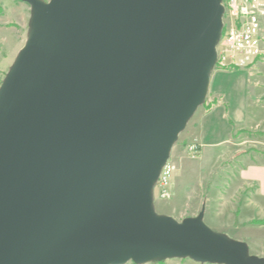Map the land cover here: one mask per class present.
<instances>
[{
    "label": "water",
    "instance_id": "95a60500",
    "mask_svg": "<svg viewBox=\"0 0 264 264\" xmlns=\"http://www.w3.org/2000/svg\"><path fill=\"white\" fill-rule=\"evenodd\" d=\"M28 38L0 86V264H264L155 209L209 95L224 0H20Z\"/></svg>",
    "mask_w": 264,
    "mask_h": 264
},
{
    "label": "rangeland",
    "instance_id": "374dc122",
    "mask_svg": "<svg viewBox=\"0 0 264 264\" xmlns=\"http://www.w3.org/2000/svg\"><path fill=\"white\" fill-rule=\"evenodd\" d=\"M30 19L31 7L28 4L20 0H0V86L27 41ZM236 70L216 69L213 75ZM222 82L231 89L237 79L232 84L225 80ZM262 102L257 101L264 104ZM208 103L209 97L172 150L170 160L178 167L172 182L173 196L170 200H161L157 190L154 191L156 212L181 222L198 216L204 208V221L213 231L247 243L251 255L264 258V218L260 219V211L248 206L253 193L239 179V172L244 166L257 161L264 163V113H258L257 119L250 120L246 129L239 131L236 114L232 113L233 109L229 110L228 120L234 126L230 133L231 144L216 149L206 147L204 154L191 159L186 146L194 142L192 129ZM149 264L198 263L190 259H171Z\"/></svg>",
    "mask_w": 264,
    "mask_h": 264
},
{
    "label": "crops",
    "instance_id": "0c3cea01",
    "mask_svg": "<svg viewBox=\"0 0 264 264\" xmlns=\"http://www.w3.org/2000/svg\"><path fill=\"white\" fill-rule=\"evenodd\" d=\"M221 79L231 84L236 79L237 82L230 89ZM227 87L235 93L228 91ZM263 90L264 62H258L249 69L212 75L208 107L198 117L191 133L193 141L202 146L201 153L206 147L216 149L231 144L230 133L234 126L228 120L229 110L233 109L232 113L236 114L235 122L239 131L246 129L250 120L257 119L258 113H264V104L257 103L259 100L264 101ZM250 114L253 116L250 117ZM239 179L253 193L248 206L260 211V219L264 218V163L257 161L244 166L239 172Z\"/></svg>",
    "mask_w": 264,
    "mask_h": 264
},
{
    "label": "built area",
    "instance_id": "2783aa9c",
    "mask_svg": "<svg viewBox=\"0 0 264 264\" xmlns=\"http://www.w3.org/2000/svg\"><path fill=\"white\" fill-rule=\"evenodd\" d=\"M223 34L217 46L215 69H249L264 62V0H224ZM191 159L201 154L202 146L192 142L186 147ZM178 167L170 160L156 184L161 200L173 196L172 182Z\"/></svg>",
    "mask_w": 264,
    "mask_h": 264
},
{
    "label": "trees",
    "instance_id": "16d2710c",
    "mask_svg": "<svg viewBox=\"0 0 264 264\" xmlns=\"http://www.w3.org/2000/svg\"><path fill=\"white\" fill-rule=\"evenodd\" d=\"M203 106H205V105H203ZM207 107H208V105H207Z\"/></svg>",
    "mask_w": 264,
    "mask_h": 264
}]
</instances>
